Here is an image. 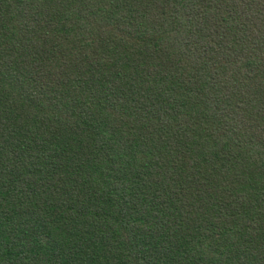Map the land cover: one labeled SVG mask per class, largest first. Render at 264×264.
<instances>
[{"label": "trees", "instance_id": "obj_1", "mask_svg": "<svg viewBox=\"0 0 264 264\" xmlns=\"http://www.w3.org/2000/svg\"><path fill=\"white\" fill-rule=\"evenodd\" d=\"M0 264H264V0H0Z\"/></svg>", "mask_w": 264, "mask_h": 264}]
</instances>
